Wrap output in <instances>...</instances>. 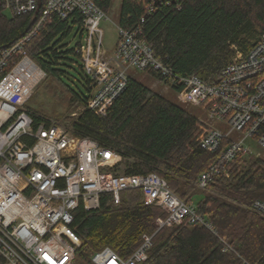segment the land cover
I'll return each instance as SVG.
<instances>
[{
    "label": "built area",
    "instance_id": "1",
    "mask_svg": "<svg viewBox=\"0 0 264 264\" xmlns=\"http://www.w3.org/2000/svg\"><path fill=\"white\" fill-rule=\"evenodd\" d=\"M38 8L39 0H0V14L10 12L12 17L37 13ZM148 10L151 13L154 8ZM40 11L32 31L0 54V256L5 263L77 264L82 242L72 227L76 210H98L104 194L118 200L122 192L137 189L142 190L146 206L167 213L159 229L186 223L206 228L218 238L224 254L239 256L219 236L209 215L179 199L156 173L119 174L123 158L116 151L75 136L61 125L42 123L36 129L27 103L46 73L26 47L51 18L72 22L80 17L82 33L75 52L91 81L89 110L105 117L127 88L132 70L157 75L176 91L181 103L200 107L208 122L198 119L199 147L209 154L219 153L198 179L199 189L205 190L227 175L239 156L259 155L248 141L264 149V34L247 53L233 47L232 64L218 82L209 83L195 75H176L157 59L140 27H119L118 45L112 53L107 51L102 23L108 13L100 0H42ZM234 133L241 139H234ZM251 210L264 217V202L255 201ZM152 247L153 235L144 234L129 257L106 247L92 254L90 262H83L142 264ZM239 257L241 264H251Z\"/></svg>",
    "mask_w": 264,
    "mask_h": 264
},
{
    "label": "trees",
    "instance_id": "2",
    "mask_svg": "<svg viewBox=\"0 0 264 264\" xmlns=\"http://www.w3.org/2000/svg\"><path fill=\"white\" fill-rule=\"evenodd\" d=\"M113 1L100 0V5L108 13ZM149 7L154 11L149 13ZM120 9L119 27H140L159 61L176 75H195L209 83L218 82L232 64L233 47L247 53L264 34V0H122ZM41 14L7 17L2 13L0 54L25 38ZM80 23V17L72 22L53 17L29 41L27 52L47 81L60 83L68 75L59 66L70 61L69 53L80 60L74 49L61 51L74 30L81 36ZM77 69L79 83L88 94L78 85L66 87L70 110L81 109L76 117H68L72 133L120 154L126 164L124 174L156 173L183 202L195 205L199 197V212L209 215L219 236L244 260L264 264V217L251 210L255 201L264 202V159L241 155L229 165L227 175L199 189V177L219 153L209 154L199 147L198 118L132 74L107 115L99 117L87 108L91 81L81 63ZM27 109L36 129L42 123L51 125L40 112ZM166 218L161 208L145 205L142 190L124 191L118 200L104 194L100 209L76 210L72 227L82 242L77 258L90 262L92 254L106 247L129 257L148 234L153 235V247L142 264H241L239 256L222 252L218 238L206 228L186 223L159 229ZM0 264H6L1 256Z\"/></svg>",
    "mask_w": 264,
    "mask_h": 264
},
{
    "label": "rangeland",
    "instance_id": "3",
    "mask_svg": "<svg viewBox=\"0 0 264 264\" xmlns=\"http://www.w3.org/2000/svg\"><path fill=\"white\" fill-rule=\"evenodd\" d=\"M121 3L122 0L113 1L111 9L108 12V20H105L102 23V29L105 34L104 48L110 53H112L116 49L120 38L119 19ZM4 14L7 17H12L10 12H4ZM80 39V34L77 32V30H74L70 38L65 40V42L63 43L65 44V47L62 48L61 51L65 52L68 50H75L80 42ZM67 57H69L70 61H68V63L64 61L61 66H59V69L68 72V75H64L63 80L60 83L52 80L47 81L45 78L42 81L43 84L41 83L36 88L35 92L27 103L29 109L40 112L44 117L50 120L51 124L61 125L65 128H68L70 124V119H68V117L74 118L81 111V109L70 110V95H68L66 87L76 89L75 86L78 85L79 87H81L82 93L88 94L79 83V80L81 79L78 73L77 64L81 63L80 60L72 53H69ZM129 74H132L138 81L144 83L146 86L163 95L170 101L180 105L196 118L208 122L206 113L200 107L188 103H181L176 91H174L158 78L152 76V73L132 70L129 72ZM218 127L221 126L219 125ZM222 127H224L226 130L229 129L225 125ZM241 137L242 136L240 134H233L234 139H241ZM247 144L252 145L254 151L259 154L253 155V157L264 159V149L262 147L252 141H248ZM118 166V173L124 174V171L126 170L125 160H121ZM199 201L200 198H196V206ZM77 264L85 263L78 260Z\"/></svg>",
    "mask_w": 264,
    "mask_h": 264
},
{
    "label": "water",
    "instance_id": "4",
    "mask_svg": "<svg viewBox=\"0 0 264 264\" xmlns=\"http://www.w3.org/2000/svg\"><path fill=\"white\" fill-rule=\"evenodd\" d=\"M41 7H42V0H39V9L38 10H40Z\"/></svg>",
    "mask_w": 264,
    "mask_h": 264
},
{
    "label": "bare ground",
    "instance_id": "5",
    "mask_svg": "<svg viewBox=\"0 0 264 264\" xmlns=\"http://www.w3.org/2000/svg\"><path fill=\"white\" fill-rule=\"evenodd\" d=\"M39 9V8H38ZM39 11L40 10H38V12L37 13H39ZM1 15V14H0ZM62 21V20H61ZM91 140H93V141H95L94 139H92V138H90ZM96 142V141H95ZM192 205H194V204H192ZM196 208H197V206L196 205H194Z\"/></svg>",
    "mask_w": 264,
    "mask_h": 264
}]
</instances>
